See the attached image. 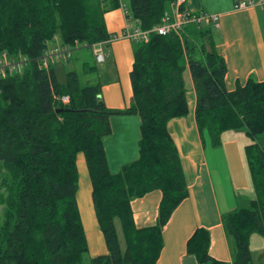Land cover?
Listing matches in <instances>:
<instances>
[{"label":"trees","instance_id":"16d2710c","mask_svg":"<svg viewBox=\"0 0 264 264\" xmlns=\"http://www.w3.org/2000/svg\"><path fill=\"white\" fill-rule=\"evenodd\" d=\"M173 1L128 0V15L136 27L150 29ZM118 7V0H0V52L31 58L20 74L0 79V167L5 172L0 264H83L89 239L77 199L80 154L106 246L90 264L156 263L163 228L188 196L180 154L168 131L169 120L189 112L186 69L201 139L207 136L218 146L222 132L241 130L252 141L244 152L254 196L244 207L224 213L222 221L232 264H253L250 236H264V80L249 78L227 89L226 63L214 48L213 25L188 23L178 32H150L147 41H133L132 100L123 109L108 108L101 84H81L74 69L59 81L53 65L39 68L36 58L55 36L65 44L79 42L78 49L94 56L90 45L115 33L107 29L104 15ZM94 69L83 62V73ZM63 95L68 102L61 101ZM113 114L140 117L138 156L117 172L110 171L103 144ZM156 189L162 195L155 222L138 228L131 201ZM209 244V231L200 227L186 250L198 263H216Z\"/></svg>","mask_w":264,"mask_h":264},{"label":"crops","instance_id":"0c3cea01","mask_svg":"<svg viewBox=\"0 0 264 264\" xmlns=\"http://www.w3.org/2000/svg\"><path fill=\"white\" fill-rule=\"evenodd\" d=\"M236 1L185 0V7L191 11L203 10L218 15V26L212 31L213 43L226 63L228 90L234 89L237 83L244 84L249 78L264 80V6L235 8ZM110 12L116 14L118 27L109 31L120 32L125 25L121 10ZM108 13H105L106 25ZM128 40L120 38L110 42L115 73L112 81L102 82L101 86L102 99L110 109L126 108L132 100L133 52ZM184 76L189 112L184 117L169 120L168 131L180 154L188 196L175 208L163 228V247L155 264H232L222 215L244 207L254 196L244 152L245 146L252 141L241 130L222 132L218 146H212L207 136L202 140L194 117L195 91L187 69ZM109 122L111 133L104 137L103 144L109 169L117 172L123 164L138 156L140 117L113 114ZM161 195L156 189L131 201L136 227L154 224ZM200 227L209 231V254L216 263H198L186 250L188 238ZM249 248L252 263L264 264V236L252 234Z\"/></svg>","mask_w":264,"mask_h":264},{"label":"built area","instance_id":"2783aa9c","mask_svg":"<svg viewBox=\"0 0 264 264\" xmlns=\"http://www.w3.org/2000/svg\"><path fill=\"white\" fill-rule=\"evenodd\" d=\"M119 6L125 19V26L119 33L112 35L107 42L119 38H126L130 41H147L150 32H157L158 34H168L170 32L180 31L188 23H197L201 25L218 26V15L211 14L206 11H191L184 6L185 0H174L168 10L164 12L161 17V22L154 25L150 29H141L132 26L128 21V8L123 0H118ZM261 5L264 6V0H238L235 2V8H244L247 6ZM104 42H96L91 44L92 52L96 61L103 62L105 59V52L103 49ZM83 45V44H82ZM84 44L83 46H85ZM80 46L79 42L74 44L62 43L54 37L53 43L47 44V47L42 55L36 58L39 68L49 69L52 64L57 61H68L73 52ZM31 61V58L22 53L10 54L6 51L0 52V79L20 74L25 66ZM61 101L66 103L69 101L68 95L61 96Z\"/></svg>","mask_w":264,"mask_h":264},{"label":"rangeland","instance_id":"374dc122","mask_svg":"<svg viewBox=\"0 0 264 264\" xmlns=\"http://www.w3.org/2000/svg\"><path fill=\"white\" fill-rule=\"evenodd\" d=\"M123 2L128 8L129 7L128 0H123ZM104 18H105V15H104ZM106 19H107L106 26L108 30L117 29L118 24L116 22L115 13H112L109 11V13L106 14ZM122 19L124 20L123 14H122ZM129 22L131 24L133 23V20L130 17H129ZM128 42H130L131 47H132V52H133L134 47H135V42H132L129 40ZM103 49L106 54L105 60L103 62L95 61L94 56L91 53V50L83 48V47H80L79 49L77 48L73 52L72 57L68 61L55 62L53 64V67L55 68L57 72V77L59 81H64L65 73L68 70H72V69L78 72L79 81L81 84L98 82L102 86V82L105 83L108 81H112L113 74L115 73V63H114V59L110 57L111 43H107V44L105 43L103 45ZM84 61L89 62L91 66H95V69L87 74L83 73L82 67H83ZM181 62H185L184 57L181 59ZM77 163H78V170H79L77 197L79 201L80 212H81V217L83 220L85 233H86V236L88 234L87 238L89 239V250L83 256V264H90V260L94 255L98 253L106 252V246L104 243L102 233L98 228L97 221L95 218L94 208H93L92 199H91L90 180L87 174L86 165H85L82 155L78 156ZM4 175H5V172L0 167V182L2 178L4 177ZM3 196H5V190L3 188H0V226L3 221L4 211H5V202L4 201L1 202V197ZM115 225H116L117 233L120 239V243L124 247L121 226H120V222L117 219L115 220ZM90 230H93V231L90 232ZM93 243H95V245H92Z\"/></svg>","mask_w":264,"mask_h":264},{"label":"water","instance_id":"95a60500","mask_svg":"<svg viewBox=\"0 0 264 264\" xmlns=\"http://www.w3.org/2000/svg\"><path fill=\"white\" fill-rule=\"evenodd\" d=\"M57 111H60V109H57Z\"/></svg>","mask_w":264,"mask_h":264}]
</instances>
